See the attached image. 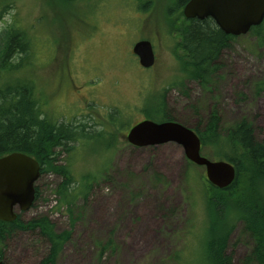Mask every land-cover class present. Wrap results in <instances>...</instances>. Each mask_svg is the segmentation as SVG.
<instances>
[{
    "label": "rangeland",
    "instance_id": "1",
    "mask_svg": "<svg viewBox=\"0 0 264 264\" xmlns=\"http://www.w3.org/2000/svg\"><path fill=\"white\" fill-rule=\"evenodd\" d=\"M170 4L154 0L146 10L129 0L0 5V32L19 26L34 41L28 74L41 110L58 122L92 130L72 153L57 149V163H69L76 178L98 175L87 200L74 207L73 226L65 207L58 208L61 176L53 172L36 181L39 195L30 209H15L24 221L45 215L56 231L70 230L55 264H206L204 168L189 162L174 142L141 147L125 139L128 128L146 118L142 109L153 107L156 93H164L166 110L179 122L192 126L217 109L224 125L246 118L256 139L264 141V89L257 90L264 81V34L232 41L210 90L195 80H185L184 89L171 87L181 71L174 54L179 37L167 23ZM143 38L153 43L150 68L141 67L131 51ZM115 110L126 119L131 114L130 126L117 137L106 116ZM234 227L225 251L232 264H242L252 239L240 220ZM46 249L36 232L21 230L3 243L2 262L39 264Z\"/></svg>",
    "mask_w": 264,
    "mask_h": 264
},
{
    "label": "trees",
    "instance_id": "2",
    "mask_svg": "<svg viewBox=\"0 0 264 264\" xmlns=\"http://www.w3.org/2000/svg\"><path fill=\"white\" fill-rule=\"evenodd\" d=\"M4 1L0 0V5ZM185 1L177 0L176 4L166 9V15L172 17L167 20L170 32L175 31L179 37L174 54L181 71L170 86L184 89L185 80H195L208 91L222 67L224 52L230 49L236 37L224 33L209 17L201 20L184 18L181 7ZM134 4L147 8L151 1L140 0ZM247 34L262 37L264 20L260 25L251 27ZM32 43V38L19 26H10L0 32V156L12 151L25 152L39 161L41 174L53 172L60 175L61 181L55 188L58 208L65 207L73 226L78 219V215L74 216V207L78 200H87L88 190L98 175L84 174L81 179L76 178L69 163H57V155L61 152L57 149L72 153L75 143L81 137L90 136L92 130L83 129V125L79 129L65 121L58 122L41 110L28 74L35 52ZM261 89H264V81L257 84V90ZM151 104L153 107L142 109L146 118L175 120L165 108L164 93L153 95ZM122 113L125 112L115 110L106 115L107 125L113 127L110 132L116 137L118 133H124L131 122V114L126 119ZM198 117L192 126L184 121L181 123L196 131L201 140V153L205 152L210 159L229 161L236 170L235 180L225 188H217L204 179L208 188L206 209L209 219L204 244L205 263L232 264V257L225 249L235 222L240 220L244 231L252 239L251 248L241 263L264 264V141L256 139L253 126L246 118L224 125L217 109H212L206 117ZM116 144L117 138L109 143V148L114 149ZM38 195L36 187L35 201ZM21 230L36 232L46 242V253L39 264H55L70 238V230L56 231L45 215L27 221L22 220L20 215L13 221L0 220V260L3 243Z\"/></svg>",
    "mask_w": 264,
    "mask_h": 264
},
{
    "label": "water",
    "instance_id": "3",
    "mask_svg": "<svg viewBox=\"0 0 264 264\" xmlns=\"http://www.w3.org/2000/svg\"><path fill=\"white\" fill-rule=\"evenodd\" d=\"M187 19L211 18L226 34L249 32L264 20V0H188L183 7ZM132 52L143 68L155 62L152 44L147 39L136 41ZM134 146L160 145L174 142L183 149L188 161L202 166L207 181L217 188L229 186L236 177L234 165L223 159H210L201 153V140L196 131L177 120L145 118L131 126L125 135ZM41 175L39 161L21 151L0 156V220L13 221L20 211H27L35 202V183ZM2 264V261H0Z\"/></svg>",
    "mask_w": 264,
    "mask_h": 264
},
{
    "label": "flooded vegetation",
    "instance_id": "4",
    "mask_svg": "<svg viewBox=\"0 0 264 264\" xmlns=\"http://www.w3.org/2000/svg\"><path fill=\"white\" fill-rule=\"evenodd\" d=\"M85 1H87V0H85ZM129 1H131V2H134V3H137V2H140V0H129ZM150 1L151 0H146V2L147 3H150ZM153 1V3H154V0H152ZM151 1V2H152ZM170 2H171V4H170V6L172 5V4H176L177 3V0H169ZM188 2V0H186L184 3H183V5H182V7H181V11H183V7H184V5L186 4ZM139 7H141L143 10L144 9H146V6L144 5V6H137V8H139ZM149 6H147V8H148ZM183 13V12H182ZM215 23V22H214ZM151 43H152V41H151ZM152 45H153V43H152ZM2 258H3V256H2ZM3 264V263H2Z\"/></svg>",
    "mask_w": 264,
    "mask_h": 264
},
{
    "label": "bare ground",
    "instance_id": "5",
    "mask_svg": "<svg viewBox=\"0 0 264 264\" xmlns=\"http://www.w3.org/2000/svg\"><path fill=\"white\" fill-rule=\"evenodd\" d=\"M183 12V11H182Z\"/></svg>",
    "mask_w": 264,
    "mask_h": 264
}]
</instances>
